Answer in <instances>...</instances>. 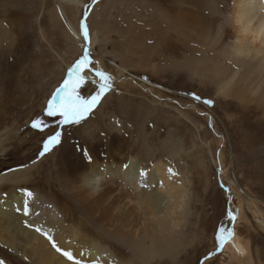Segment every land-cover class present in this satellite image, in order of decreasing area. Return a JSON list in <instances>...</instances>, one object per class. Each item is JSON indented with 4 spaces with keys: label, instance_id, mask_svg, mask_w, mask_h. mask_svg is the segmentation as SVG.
Here are the masks:
<instances>
[{
    "label": "rangeland",
    "instance_id": "374dc122",
    "mask_svg": "<svg viewBox=\"0 0 264 264\" xmlns=\"http://www.w3.org/2000/svg\"><path fill=\"white\" fill-rule=\"evenodd\" d=\"M55 1L0 0V196L23 187L43 199L49 210L42 225L68 245L51 236L44 247L54 256L63 251L53 242L70 252L104 250L95 260L73 254L82 264H240L224 248L217 251L221 226L248 241L251 258L241 263L264 264V228L242 190L264 203L257 175L264 176V104L253 94L258 79V93L264 89V72L232 59L235 0H84L80 11L58 0L65 13H74L79 33L86 23L89 40L92 28L105 37L97 46L105 58L88 51L93 69L111 77V87L80 123L60 126L45 109L85 49H69ZM112 62L125 66L124 76ZM98 90L85 84L80 94L89 98ZM38 119L47 125L43 130L32 126ZM56 130L60 143L44 152ZM93 148L97 162L112 168L114 152L125 160L134 154L149 167L162 161L185 183L186 204L163 250L144 256L136 249H147V242L113 236L59 190L57 168L70 158L85 167ZM29 168L35 176L22 186L21 172ZM239 202L246 219H238ZM258 206L264 221V205ZM54 209L62 218L50 216ZM20 253L0 241V264H36L35 256Z\"/></svg>",
    "mask_w": 264,
    "mask_h": 264
},
{
    "label": "bare ground",
    "instance_id": "6f19581e",
    "mask_svg": "<svg viewBox=\"0 0 264 264\" xmlns=\"http://www.w3.org/2000/svg\"><path fill=\"white\" fill-rule=\"evenodd\" d=\"M60 1L63 4L71 5L75 11H80L86 5L84 0ZM61 2L56 0L55 6L66 31L64 37L69 41V49L76 52L87 48L105 58L104 53L97 51V46L105 41V37H102L98 30L92 28L91 39L85 41L83 34L79 33L73 22L74 13L73 16L65 13ZM168 10L170 11V8L166 9V11ZM54 19L56 20V18ZM231 24L234 42L230 47V53L233 61L241 66L254 65L257 73L261 66V70L264 72V0H235L232 7ZM112 63L116 68V73L120 77L124 76L127 71L125 66L121 63ZM85 74L89 77L86 87L93 90L95 83L92 81L97 78L92 73L86 72ZM261 84L258 79V85L253 94L256 93L259 103L264 104V89L258 93ZM248 90L249 87H247V93L252 95ZM244 140L248 144L247 135ZM92 151L93 159L89 164L86 163L85 167L80 164L81 160L75 161L70 158L57 168L56 174L61 178L60 181H64V183L59 181V190L62 194L70 195L76 200L80 208L89 212L91 218L96 220L98 225L112 229L113 236L124 240L128 239L133 244L147 242V249L140 245L136 250L143 251L144 256L151 257L162 249L170 232H173L172 228L178 225L175 221L176 216L182 213L186 204L185 183L178 181L176 174L162 161H157L149 167L146 163L138 160L134 154L129 157V160H125L114 152L112 156L110 155L114 162V168H112L111 162H97L96 157L98 158L99 153L96 148H93ZM260 165L262 163L259 161V167ZM31 170L33 169L29 168L21 172L22 186L26 184L29 177L35 176L33 171V175L31 174ZM142 172L144 175H141ZM257 175L264 181V176L261 173ZM67 178L68 182L65 183ZM3 179L4 176L0 175V185ZM26 190L23 187L13 189L0 196V241L11 249L22 252L20 254L23 257L25 255L35 256L36 264L50 262L53 264H74V261L68 260L63 253L54 256L44 247L51 236L57 239L63 247L67 248L68 245L51 228H44L41 221L45 220V213L48 212L49 206L42 204V198L41 200L36 199L34 192H31V196L27 195L28 191ZM242 190L251 201V206L253 205L252 213L257 216L256 218H259L255 220L264 228V221L261 219L263 214L258 206L259 204L264 205V203L245 189L242 188ZM25 203L28 206L27 214L24 211ZM238 207L240 210L238 219L245 218L241 202L238 203ZM54 211L56 213L51 212L50 216L62 218L59 209H54ZM69 215L74 217V213ZM83 224L82 221L81 225ZM36 229H41V231L38 232ZM16 234L20 237L19 240L16 239ZM70 245L75 246L72 241H70ZM224 249L225 252H230L232 258L237 259L240 264L243 263L239 260L250 261L248 241L239 236L237 232L233 238L226 241ZM77 252L95 260L104 253V250L91 247L85 251L78 247L76 252L71 253L76 255Z\"/></svg>",
    "mask_w": 264,
    "mask_h": 264
},
{
    "label": "snow or ice",
    "instance_id": "6c2138e0",
    "mask_svg": "<svg viewBox=\"0 0 264 264\" xmlns=\"http://www.w3.org/2000/svg\"><path fill=\"white\" fill-rule=\"evenodd\" d=\"M83 32V39L85 41L89 40V31L86 23L81 25ZM92 60L89 56V51L87 48L84 50V54L80 57L75 64L69 69V74L67 79L64 80L62 86L57 89L56 96L48 102L47 108L45 109V115L52 118L57 126L68 125V124H78L80 121L96 106L100 101L101 96L108 91L111 87L109 81L111 77L100 69H93ZM93 73L97 80H93L92 83H96L98 86V91L96 94L91 95L89 98H85L80 94V89L89 82V77L85 73ZM199 99V97H196ZM206 103H211V101H206ZM34 128L47 127L43 120H36L32 125ZM61 131L56 130L51 134L44 143V152L51 149L52 146L60 143ZM44 153L42 152L41 155ZM141 175H144L142 172ZM27 195L31 196V192H27ZM25 214L28 212L27 203H25L24 208ZM230 220L234 221L235 217L232 213H229ZM40 232L41 229H36ZM47 235V234H45ZM234 237V231L226 229L221 226L218 229L216 240H217V251H222L227 240ZM51 239V237H49ZM53 247L57 251H63V255L66 256L70 261H74V264H80V261H75L73 254L70 251H64L60 249L55 242H53Z\"/></svg>",
    "mask_w": 264,
    "mask_h": 264
}]
</instances>
